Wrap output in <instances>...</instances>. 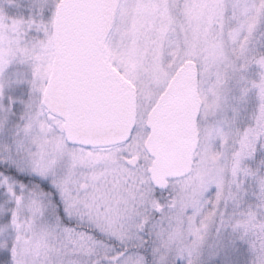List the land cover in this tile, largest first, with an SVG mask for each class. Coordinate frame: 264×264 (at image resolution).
Returning <instances> with one entry per match:
<instances>
[{
  "label": "snow or ice",
  "instance_id": "1",
  "mask_svg": "<svg viewBox=\"0 0 264 264\" xmlns=\"http://www.w3.org/2000/svg\"><path fill=\"white\" fill-rule=\"evenodd\" d=\"M0 264H264V0H0Z\"/></svg>",
  "mask_w": 264,
  "mask_h": 264
}]
</instances>
